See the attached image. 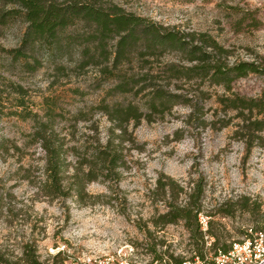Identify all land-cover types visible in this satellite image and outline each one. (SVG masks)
Returning a JSON list of instances; mask_svg holds the SVG:
<instances>
[{"label": "rangeland", "instance_id": "1", "mask_svg": "<svg viewBox=\"0 0 264 264\" xmlns=\"http://www.w3.org/2000/svg\"><path fill=\"white\" fill-rule=\"evenodd\" d=\"M105 1L171 30L211 37L227 52L228 64L264 57V0ZM24 26L18 17L0 26V255L16 261L27 245L41 264H68L86 255H120L137 264H168L170 256L191 261L196 249L183 223L162 226L156 220L165 210L169 179L179 205L195 184L202 186L205 260L216 238V247L231 246L264 233L261 214L237 204L247 197L264 210V131L263 146L247 152L233 135L235 113L220 104L229 93L205 82L184 84L178 93L187 104L161 119L153 116L152 123L129 124L118 137L100 107L137 100L105 98L111 83L97 81L93 70L77 74L66 65L57 71L47 61L22 69L7 51L18 47ZM231 88L242 97H262L264 78L248 75ZM40 123L46 125L42 134L60 147L63 195L56 197L40 189L44 152L34 137ZM109 138L120 156L116 168L98 172L105 176L84 183L78 195L71 175ZM221 207L231 214H219Z\"/></svg>", "mask_w": 264, "mask_h": 264}, {"label": "trees", "instance_id": "2", "mask_svg": "<svg viewBox=\"0 0 264 264\" xmlns=\"http://www.w3.org/2000/svg\"><path fill=\"white\" fill-rule=\"evenodd\" d=\"M16 17L25 26L18 47L7 53L22 69L33 71L47 61L57 71L64 70L66 65L77 74L93 70L97 81L111 83L104 91L105 98L128 96L137 100L135 103L113 101L100 107L114 125L113 129L119 131L118 137L125 134L129 124L136 126L142 120L152 123L153 116L161 119L174 106L187 104L188 99L178 90L195 81L222 87L230 94L220 98V104L226 111L235 113L238 122L233 135L245 143L247 152L254 145L263 146L260 133L264 131V96H239L232 92L231 84L248 75L264 78V57L228 64L224 61L227 52L211 37L171 30L105 0H0V26ZM168 54H174L175 60H165ZM42 132H46L44 123H40L34 133L44 152L45 179L40 189L47 197H56L63 195L60 147L54 146L50 136ZM89 158L79 163L70 177L78 195L84 183L105 176L97 173L115 169L120 160L110 138L92 148ZM158 183L162 188L166 186L160 179ZM173 184L169 179V195L164 192L162 197L165 210L156 220L162 226L183 223L196 249L194 256L204 264H215L218 253H226L231 246L216 247V238L213 255L205 260L198 223L201 184L192 187L183 205L173 202ZM248 201L247 197L241 198L237 202L239 209L259 212L264 221L260 204L249 205ZM218 212L231 214L229 208L221 207ZM206 232L210 234L209 229ZM34 252L25 245L20 259L10 261L0 255V264H41ZM182 263L180 258L169 257L168 264Z\"/></svg>", "mask_w": 264, "mask_h": 264}, {"label": "built area", "instance_id": "3", "mask_svg": "<svg viewBox=\"0 0 264 264\" xmlns=\"http://www.w3.org/2000/svg\"><path fill=\"white\" fill-rule=\"evenodd\" d=\"M198 223L203 230L206 229V220L199 214ZM68 264H137L126 259L124 256L116 255H86L71 260ZM182 264H204L203 261L194 257L191 261ZM215 264H264V233L261 231L249 234L242 241L231 245L226 253H218Z\"/></svg>", "mask_w": 264, "mask_h": 264}]
</instances>
